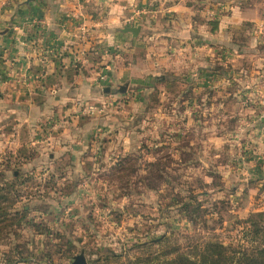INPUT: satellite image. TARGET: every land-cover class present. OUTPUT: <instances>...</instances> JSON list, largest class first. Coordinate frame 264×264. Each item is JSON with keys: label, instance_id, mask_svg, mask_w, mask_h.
I'll return each instance as SVG.
<instances>
[{"label": "rangeland", "instance_id": "rangeland-1", "mask_svg": "<svg viewBox=\"0 0 264 264\" xmlns=\"http://www.w3.org/2000/svg\"><path fill=\"white\" fill-rule=\"evenodd\" d=\"M153 8L154 4L137 8L123 25L140 30L142 22L151 24L154 19L146 15ZM167 38L168 42L156 45L162 47L165 59L176 55L182 61L187 56L196 60V51L188 53L185 43L171 44L175 39ZM208 50L213 61L218 56L228 61L235 57L224 48ZM200 74L189 85L174 82L168 72L163 73V82L154 85L146 80L134 88L111 84L115 96L110 100H79L80 111L91 105L99 115L109 108L121 125L120 132L97 128L90 146L72 160L56 159L54 149L37 145L42 132L32 140L36 145L23 138L19 143L3 140L0 187L14 184L10 195L15 206L18 210L27 206L29 211L20 225L13 220L10 228L1 230L0 264L19 258L29 260L18 264H72L79 255L86 264L125 263L144 255L140 244L162 236L164 242L149 246L148 253L179 248L192 255L198 250L195 246L201 248L209 241L249 248L244 220L256 213L264 215V179L251 177V172L247 180L242 179L257 164L251 162L249 147L240 150L233 145L241 133L217 136L219 119L224 120L225 131L233 130L225 116L234 103L226 100L220 106L222 99L213 93H231L233 76L222 88L212 72ZM193 87L198 93L189 97ZM248 90L245 101L257 102L258 90ZM144 99L146 104L140 105ZM129 108L134 110L127 120ZM243 152L246 155L241 156ZM246 187H252V192ZM108 252L120 257H107Z\"/></svg>", "mask_w": 264, "mask_h": 264}, {"label": "crops", "instance_id": "crops-1", "mask_svg": "<svg viewBox=\"0 0 264 264\" xmlns=\"http://www.w3.org/2000/svg\"><path fill=\"white\" fill-rule=\"evenodd\" d=\"M145 4H154L146 15L154 20L142 22L134 38L123 31V21ZM167 37L175 39L171 44L185 43L186 52L196 51V60L187 56L182 61L176 55L165 59L156 45L168 42ZM148 44L156 47L147 48ZM210 46L235 57L228 61L218 56L213 61ZM167 72L174 82L188 85L196 81L197 73L212 72L222 88L233 76L231 93L213 91L222 99L220 106L226 100L234 103L225 116L233 130L225 131L224 120L219 119L217 136L241 133L233 145L240 150L249 147L251 162L257 164L242 179L251 172V177L263 180L264 0H0V146L6 139L36 145L32 140L42 132L37 145L54 149L56 157L50 154V159L72 160L90 146L97 128L120 132L121 125L109 108L99 115L80 111L79 100H110L114 85L134 88L144 80L154 85L153 79L164 80ZM108 86L110 91L105 92ZM249 88L258 90L255 103L245 101ZM197 93L193 87L188 96ZM139 104L145 105V99ZM133 110H127V120ZM246 188L252 192V187Z\"/></svg>", "mask_w": 264, "mask_h": 264}, {"label": "trees", "instance_id": "trees-1", "mask_svg": "<svg viewBox=\"0 0 264 264\" xmlns=\"http://www.w3.org/2000/svg\"><path fill=\"white\" fill-rule=\"evenodd\" d=\"M163 81L162 77L153 79L154 84ZM13 185L6 183L4 187H0V232L4 228H10L13 220L17 221V225H20V221L26 217V213L29 211L27 206H24L21 210H18L15 206L16 201L10 195V189ZM244 223L249 248L243 246L232 248L217 241H209L205 242L201 248L195 246L193 249L198 250L192 255L181 252L179 248H165L157 253H148L149 246L164 242L166 237L162 236L140 244L145 251L142 257H137L135 260H129L125 263L115 262L114 264H264V215L261 213L250 215L244 220ZM106 254L107 257L115 260L120 257L112 252ZM49 258L48 256L47 260ZM28 260L29 258L9 261L5 259L3 263L18 264L26 263ZM48 263L52 264L51 262ZM38 264H41V262H38Z\"/></svg>", "mask_w": 264, "mask_h": 264}, {"label": "water", "instance_id": "water-1", "mask_svg": "<svg viewBox=\"0 0 264 264\" xmlns=\"http://www.w3.org/2000/svg\"><path fill=\"white\" fill-rule=\"evenodd\" d=\"M123 31L125 33H130L133 37H135L139 29L138 28H125ZM105 92H109V88H106ZM72 264H86V261L83 255H79L74 258V262Z\"/></svg>", "mask_w": 264, "mask_h": 264}, {"label": "built area", "instance_id": "built-area-1", "mask_svg": "<svg viewBox=\"0 0 264 264\" xmlns=\"http://www.w3.org/2000/svg\"><path fill=\"white\" fill-rule=\"evenodd\" d=\"M84 109H85L84 111H86L88 113H93V110H94L93 106H91V105L85 106Z\"/></svg>", "mask_w": 264, "mask_h": 264}]
</instances>
